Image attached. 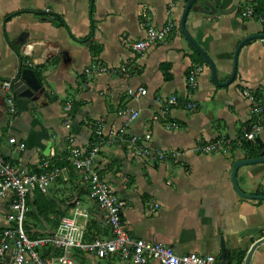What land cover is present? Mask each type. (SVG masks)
<instances>
[{
    "label": "crops",
    "instance_id": "1",
    "mask_svg": "<svg viewBox=\"0 0 264 264\" xmlns=\"http://www.w3.org/2000/svg\"><path fill=\"white\" fill-rule=\"evenodd\" d=\"M188 1L0 0V151L14 167L33 172L39 171L44 160L59 167L64 164L61 178L44 194L51 207L47 220L28 216L26 225L32 232L52 233L60 215L70 216L79 207L86 215L82 221L88 239L111 236L70 163L71 150L89 147L98 121L106 132L119 130L123 121L118 112L131 109L140 115L130 135L149 133L153 148L176 152V157L154 164L136 157L127 143L102 146L95 167L125 201L123 220L131 235L171 247L177 255L220 257L224 243L232 264H245L250 253L249 264H264V199L253 198L264 196V162L237 171L238 188L252 198L239 194L232 183L234 164L262 158L264 151L259 155L256 149L235 145L211 155L195 152L198 143L219 136L238 137L253 120L242 92L249 90L264 100V40L247 42L239 53L234 82L217 86L208 64L198 59L180 29ZM196 2L187 30L213 60L219 82L225 83L237 46L248 36L264 34V26L242 19L238 12L253 6V0H241L238 7H234L235 0ZM47 8L68 29L48 20ZM144 14L154 27L174 22L178 28L166 42L135 54L132 44L146 37ZM20 38L26 46L18 44ZM27 45L31 55L24 54ZM163 64L168 65L169 81H165ZM92 65H127L128 72L87 76L85 70ZM21 68L34 71L44 93L37 94L35 101L16 95L18 113L11 116L2 83L15 79ZM197 68L202 72L192 89L189 77ZM138 87L146 89L147 95L130 98L127 91ZM173 96L193 101L198 108L190 111L181 104L171 110L165 124L154 123L152 117ZM12 138L26 148L15 149L9 143ZM259 140L264 144V133ZM70 195L75 196V203L67 200ZM35 197L29 199L31 211ZM8 211L9 201H0V234L7 226ZM79 259L83 264H130L117 257L99 260L83 255ZM0 264H11L10 259Z\"/></svg>",
    "mask_w": 264,
    "mask_h": 264
},
{
    "label": "built area",
    "instance_id": "2",
    "mask_svg": "<svg viewBox=\"0 0 264 264\" xmlns=\"http://www.w3.org/2000/svg\"><path fill=\"white\" fill-rule=\"evenodd\" d=\"M174 1L169 0L171 4ZM46 13L51 15V9L47 8ZM240 16L242 19L253 20L264 26V12L257 13L253 6L245 7L240 12ZM143 17L147 21L146 37L132 44L131 48L135 54L144 53L166 42L178 28L174 22L157 28L149 23L146 14ZM127 72V65L120 67L92 65L85 70L87 76L117 75ZM200 72L202 69L197 68L189 77L192 89L197 85L196 78ZM2 90L6 94L9 114L16 116L18 110L13 84L8 81L2 83ZM242 93L250 104L253 117L251 123L243 126L236 138L219 136L213 141L198 143L195 147L196 153L211 155L227 152L235 145L242 146L244 142L256 143L261 138L264 133V100L246 89ZM127 94L132 99H139L147 95V90L142 87L130 88ZM181 104L190 111L198 108L197 103L193 101H182L179 97L173 96L165 100L164 107L152 117L153 122L165 124L171 110ZM66 111L68 113L71 111L70 104L67 105ZM139 115L137 110L119 111L118 116L123 122L117 131L106 132L104 124L98 121L94 124V141L89 147L71 150L70 163L79 174L83 185L89 191L90 198L102 213L110 229L111 236L107 239L89 240L87 238L86 224L82 221L86 215L79 207H75L70 216L61 218L59 226L52 233L31 238L25 228L31 212L29 199L37 192L48 194L52 185L61 178L64 168L44 160L38 172L19 169L9 163L0 151V201H9L7 226L0 234V261L9 258L11 264H83L79 257L88 255L99 260L117 257L130 264H149L152 261L159 264H222L219 257L212 255L203 256L196 253L177 255L171 247L135 238L126 229L123 220L125 201L111 190L95 167V161L102 146L127 143L136 157L154 164L176 157L174 151L167 152L153 148L151 145L153 138L149 133L130 135L131 125L139 118ZM66 120V126L70 127L71 121L68 115ZM73 141L69 137L70 145ZM9 143L20 151L26 148L25 143L15 138L9 139Z\"/></svg>",
    "mask_w": 264,
    "mask_h": 264
},
{
    "label": "water",
    "instance_id": "3",
    "mask_svg": "<svg viewBox=\"0 0 264 264\" xmlns=\"http://www.w3.org/2000/svg\"><path fill=\"white\" fill-rule=\"evenodd\" d=\"M197 0H189L184 13L181 17L180 20V29L185 36V38L189 41V43L198 51V53L203 57L205 62L208 64L210 70H211V76L213 82L219 86V87H225L231 85L236 76H237V71H238V57L241 49L244 47V45L247 42L253 41V40H264V34L261 35H252L248 36L245 39H243L240 44L237 46L234 54V60H233V69L230 77L225 83H220L218 78H217V69L216 66L213 62V60L207 55V53L200 47V45L195 41V39L189 34L187 27H186V22L187 18L190 14L191 9L193 8V5L195 4ZM241 0H235L234 7H238L240 5ZM233 10V9H232ZM232 10L230 12H232ZM19 45L26 46L25 45V40L23 38L19 39L18 42ZM31 46L27 45L24 50L25 55H31ZM61 56L64 58V54L61 53ZM8 82L13 84V88L15 90V94L19 98H25V99H31L33 101L36 100V95L37 94H42L44 93L43 86L42 84L37 80L35 73L31 69H20L18 76L14 80H8ZM264 162V157L258 158V159H251V160H243V161H238L234 164L233 166V172H232V183L237 192L241 195L247 196L243 194L240 189L238 188L237 181H236V174L238 169L241 166L244 165H251V164H258V163H263ZM248 198H252L253 196H247ZM253 198H260L264 199V196H254ZM255 248V247H254ZM228 254L226 253L224 243H222V253L219 257V259L222 261V264H232L231 261L227 260ZM250 258H251V253L247 257L245 264L250 263Z\"/></svg>",
    "mask_w": 264,
    "mask_h": 264
},
{
    "label": "trees",
    "instance_id": "4",
    "mask_svg": "<svg viewBox=\"0 0 264 264\" xmlns=\"http://www.w3.org/2000/svg\"><path fill=\"white\" fill-rule=\"evenodd\" d=\"M199 1V0H197ZM197 3V2H196ZM195 3V4H196ZM253 7L255 8V11L257 13H261V12H264V0H253ZM239 14H240V9H239ZM48 20L52 21L57 27H64V28H67V25L66 23L63 21V19L57 15H54V14H47ZM13 16V15H12ZM12 16H8L6 18L7 21H9ZM195 54L196 56L198 57V59L201 61V62H204V59L203 57L198 53V51L195 50ZM161 69L163 71V74H164V78H165V81H169L171 79V76L170 74L168 73V65H161ZM261 98V97H260ZM251 122L249 121L248 123H246L244 126H248ZM241 147H244V148H252V149H256L258 152L257 154L259 153V155H261V153L264 151V144L258 140L256 143H252V142H244L242 144ZM256 154V155H257ZM258 155V156H259ZM54 165H59V163H53ZM64 164H61V167H63ZM36 197L34 198V201H33V205H35V209H33V211H31L29 213V217L30 218H33V219H40V217L44 218L45 220H47V216L46 214L50 212V200H48L47 197H45L44 194H41V193H35ZM52 203V202H51ZM32 205V204H31ZM63 215H60V219H59V222L55 225V227L57 228L59 226V223H60V220ZM25 228H26V231L27 233L29 234V236L31 238H38L41 236V234L37 233V232H32L29 228V226L25 225ZM44 236V235H43ZM86 236L88 238V234L86 233ZM90 240V239H89ZM238 264H242V262L240 261Z\"/></svg>",
    "mask_w": 264,
    "mask_h": 264
},
{
    "label": "rangeland",
    "instance_id": "5",
    "mask_svg": "<svg viewBox=\"0 0 264 264\" xmlns=\"http://www.w3.org/2000/svg\"><path fill=\"white\" fill-rule=\"evenodd\" d=\"M199 3V2H198ZM198 3L195 5L196 7H198L199 5H200V3H199V5H198ZM223 50V49H222ZM231 73H232V69H231V71H230V75H231ZM229 75V76H230ZM220 76H221V74H220ZM222 77V76H221ZM220 78V77H219ZM69 202H72V203H75V196L74 195H70L69 197H68V199H67Z\"/></svg>",
    "mask_w": 264,
    "mask_h": 264
}]
</instances>
